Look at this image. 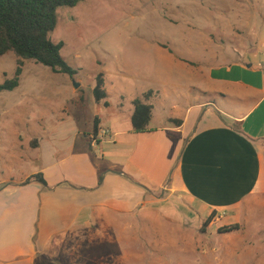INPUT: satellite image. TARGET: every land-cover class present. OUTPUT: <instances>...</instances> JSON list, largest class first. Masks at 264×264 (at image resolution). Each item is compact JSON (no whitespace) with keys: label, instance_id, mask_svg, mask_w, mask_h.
<instances>
[{"label":"crops","instance_id":"crops-1","mask_svg":"<svg viewBox=\"0 0 264 264\" xmlns=\"http://www.w3.org/2000/svg\"><path fill=\"white\" fill-rule=\"evenodd\" d=\"M142 46L152 86L142 77L131 95L116 93L113 108L104 75L109 106L98 105L112 110L105 120L95 118L98 130H109L108 139L93 144L94 121L88 120L57 159L39 154L38 173L0 179V264H37L102 215L146 213L162 200L152 187L205 221L214 213L208 229L216 232L247 222L253 208L264 207L258 202L264 200V40L220 60L211 42L204 43L202 58L157 41ZM148 91L155 94L152 119L146 132L136 133L132 102ZM170 96L177 99L173 104ZM69 106L61 122L72 115L70 107L82 104ZM156 106L162 112L157 118ZM42 140L32 147L39 153ZM37 174L45 185L25 184Z\"/></svg>","mask_w":264,"mask_h":264},{"label":"rangeland","instance_id":"rangeland-1","mask_svg":"<svg viewBox=\"0 0 264 264\" xmlns=\"http://www.w3.org/2000/svg\"><path fill=\"white\" fill-rule=\"evenodd\" d=\"M256 38L264 40V0H82L75 8H59L50 40L64 43L61 56L76 73L55 74L25 61L18 87L0 92V179L38 173L39 154L57 159L77 129L86 131L88 120L106 119L104 112L112 109L96 104L92 93L98 74L105 75L113 108L116 93L131 95L142 77L152 86L144 43L161 42L202 58L204 43L211 42L220 60L251 49ZM16 62L14 54L0 58V85L14 78ZM78 102L81 108L70 107ZM68 105L73 113L61 122ZM155 109L157 118L162 112ZM38 139L41 153L32 148ZM152 189L162 200L146 213L102 215L37 264H264V207L253 208L238 232L219 235L210 227L201 233L205 216Z\"/></svg>","mask_w":264,"mask_h":264},{"label":"trees","instance_id":"trees-1","mask_svg":"<svg viewBox=\"0 0 264 264\" xmlns=\"http://www.w3.org/2000/svg\"><path fill=\"white\" fill-rule=\"evenodd\" d=\"M82 0H0V58L14 54L17 58L14 78L0 85V92L16 89L23 72L24 62L50 69L55 74L73 77L75 71L69 67L61 56L63 42L57 44L50 40V34L57 27V11L59 8H75ZM96 104L103 102L109 106L104 88V75L98 74L92 90ZM153 91L144 93L132 102L134 107L131 125L136 133L146 132L152 119L153 107L150 101L154 98ZM174 125H181L179 120H170ZM98 119L94 120L93 136L98 133ZM92 142V139H91ZM36 142L32 144L35 147ZM40 182L45 185L41 175L37 174L26 180ZM101 180V179H100ZM215 214L203 222L200 232L205 233L214 219ZM241 230L239 224L224 226L217 230L219 235H228Z\"/></svg>","mask_w":264,"mask_h":264},{"label":"built area","instance_id":"built-area-1","mask_svg":"<svg viewBox=\"0 0 264 264\" xmlns=\"http://www.w3.org/2000/svg\"><path fill=\"white\" fill-rule=\"evenodd\" d=\"M109 135H110L109 130L101 129L98 131V133L95 137H92V143L95 144V143H98L102 140L108 139Z\"/></svg>","mask_w":264,"mask_h":264},{"label":"water","instance_id":"water-1","mask_svg":"<svg viewBox=\"0 0 264 264\" xmlns=\"http://www.w3.org/2000/svg\"><path fill=\"white\" fill-rule=\"evenodd\" d=\"M76 88H79V86H77Z\"/></svg>","mask_w":264,"mask_h":264}]
</instances>
